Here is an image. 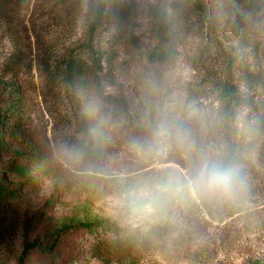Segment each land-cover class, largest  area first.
I'll use <instances>...</instances> for the list:
<instances>
[{"label":"rangeland","instance_id":"374dc122","mask_svg":"<svg viewBox=\"0 0 264 264\" xmlns=\"http://www.w3.org/2000/svg\"><path fill=\"white\" fill-rule=\"evenodd\" d=\"M104 3L0 0V264H19L25 244L51 238L22 264H264V0H203L198 11L187 0ZM94 56L103 95L73 66L89 67ZM165 77L190 102L219 110L216 138L255 139L248 190L238 202L197 201L132 227L110 206V177L134 183L186 167L179 153L141 158L127 148L141 131L148 82ZM93 99L122 122L93 155L109 178L52 159L54 145L86 134ZM97 220L116 231L79 227L55 238L64 226Z\"/></svg>","mask_w":264,"mask_h":264},{"label":"clouds","instance_id":"9594fccd","mask_svg":"<svg viewBox=\"0 0 264 264\" xmlns=\"http://www.w3.org/2000/svg\"><path fill=\"white\" fill-rule=\"evenodd\" d=\"M93 123L73 144L54 145L53 162L85 177H105L107 169L93 161L96 146L122 127L99 99L86 108ZM223 119L219 110L199 107L168 77L150 80L140 133L127 139L128 151L141 158H166L179 153L183 172H167L129 183L123 174L110 177L116 189L110 206L132 227L149 225L176 208L193 202L217 205L242 200L248 190L229 145L216 138Z\"/></svg>","mask_w":264,"mask_h":264},{"label":"trees","instance_id":"16d2710c","mask_svg":"<svg viewBox=\"0 0 264 264\" xmlns=\"http://www.w3.org/2000/svg\"><path fill=\"white\" fill-rule=\"evenodd\" d=\"M190 4L191 9L198 11L200 10L203 6V0H187ZM99 6L102 8L105 6L104 0H97V9H99ZM165 51H159L157 52V58L160 59V57L162 56L164 58L165 55ZM75 65V69H76V73L77 75H89V77H92L93 79V84L95 85V89L97 90L98 94L103 95L101 90H100V85H99V79H98V75L97 72L101 69L100 64H99V57H92L91 63L89 67H84L82 64H76L74 63L73 66ZM230 100H234V96H232V98L228 97ZM103 99H111L113 100L114 98L106 95L103 96ZM9 103L5 102L4 107L8 106ZM6 117V114L2 108V106L0 105V123L1 121ZM258 129V126L255 128ZM255 133V132H253ZM230 151H231V155L233 157V159L240 165L241 168V172L244 176V174L246 172H248L247 168H248V162L250 161V157L253 154L254 151V147H255V139L252 138L251 136H245V135H241V136H237L236 139H234L233 141H230L228 143ZM98 152L95 149V152L93 155H96ZM79 227H84L85 228V232L88 234H92L94 233L96 230H100V231H105L107 229H110L112 231H116V229L114 228V226L111 223H108L105 220H97L96 222H92L90 224H82L81 226H64L58 230H56V235L55 238L57 237V235H61L64 232H68L71 231L72 229H77ZM50 239V238H49ZM54 243V240H52V238L47 241V242H36L33 241L29 244H25L21 253V256L19 258V264H22V260L24 259L26 253L28 250L37 247L40 250H47L49 249Z\"/></svg>","mask_w":264,"mask_h":264}]
</instances>
